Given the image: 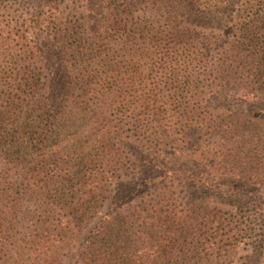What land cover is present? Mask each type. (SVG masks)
Segmentation results:
<instances>
[{
  "label": "rangeland",
  "instance_id": "1",
  "mask_svg": "<svg viewBox=\"0 0 264 264\" xmlns=\"http://www.w3.org/2000/svg\"><path fill=\"white\" fill-rule=\"evenodd\" d=\"M196 1L0 4V191L27 192L15 232L45 253L62 241L55 264H80L95 228L124 218L148 258L264 264V189L238 184L264 185V0ZM34 71L40 91L19 100ZM85 167L102 190L64 240ZM154 209L180 221L149 246L132 219Z\"/></svg>",
  "mask_w": 264,
  "mask_h": 264
},
{
  "label": "trees",
  "instance_id": "2",
  "mask_svg": "<svg viewBox=\"0 0 264 264\" xmlns=\"http://www.w3.org/2000/svg\"><path fill=\"white\" fill-rule=\"evenodd\" d=\"M197 0L196 2H199ZM205 1V8H212L210 4L215 0H201ZM210 1V2H209ZM5 0H0V4L4 3ZM209 2V3H207ZM200 4V2L198 3ZM1 33V31H0ZM56 34V35H55ZM54 36L56 39V43L59 46L60 51L63 50V40H57L58 33H55ZM1 38V34H0ZM20 40V39H19ZM33 74V75H32ZM26 83L24 85H18V99L21 98L27 99L32 95H36L40 91V79L38 78V74L34 72L28 73ZM26 88L23 90L22 88ZM1 93V92H0ZM23 96V97H22ZM201 110V109H200ZM22 114V111H19ZM207 120V119H206ZM3 118L0 117V126L3 125ZM205 123V122H204ZM207 126L210 124L209 121H206ZM205 124V125H206ZM204 125V126H205ZM1 129V127H0ZM32 141L36 142V145L41 146V148H45L46 146V138L44 136H40L38 138L32 136ZM1 142V141H0ZM2 143V142H1ZM86 168V181L80 182V188L78 193L80 194V198L77 200V204H73L72 207L69 205L67 209L70 210L68 215L64 216V222L60 224L63 229L60 232V238L64 240H70V233L76 232V224L78 221V217H82L81 212L84 210L85 205H92L95 201V197H93L94 193L101 192L102 188L100 187L101 183L98 182V174L91 168ZM84 168V169H85ZM83 169V170H84ZM239 186L248 191L252 187H254L253 193H260L263 190L264 185L261 182H252V184L247 183H238ZM259 187V189L257 188ZM255 187L257 189H255ZM37 188V189H36ZM38 190L39 193L42 192V189L38 186H35L33 191ZM26 191V190H24ZM251 192V191H249ZM27 192L19 194L18 199L13 196L12 189H8L5 191H0V264H46L44 261V257L46 256V260L50 259V264H55L56 259L58 257V250H63V247L59 246L63 244L62 241L58 242L57 249L55 250L53 246H50L48 252L45 251L44 246H35L33 242L28 241V239L18 238V233H16V228L18 227L17 219L20 217L24 219V215L21 211L20 214L18 212L17 204L18 200L21 197H26ZM83 203L82 207H79V204ZM161 204H157L154 208H158ZM92 207V206H91ZM88 211V209H86ZM171 216V218H170ZM79 218V219H80ZM124 218L121 221H118L116 224H111L108 222L101 223L100 226L95 228V231L92 233V239L89 242V245L84 247L79 253V263L80 264H174L172 262L174 256L173 250L175 247L170 250H166L163 248V256L159 258H148L147 255L139 254L141 251L134 249L132 246L127 245V240L124 239V236L121 235L125 233L126 228L129 227L130 222ZM180 219L176 217V214L164 210L154 209L147 216L138 215L132 219V223H140V225L146 229L147 243L149 246L151 245L149 240H152V243L157 245L160 244V240L165 237L166 233H174L173 226L178 223ZM22 222H20L21 224ZM115 233L117 236L113 239ZM149 234H151L149 237ZM173 236H176L175 234ZM158 237V241L155 239ZM72 240V239H71ZM181 242H178V247ZM176 251V250H175ZM177 264H179L177 262Z\"/></svg>",
  "mask_w": 264,
  "mask_h": 264
}]
</instances>
